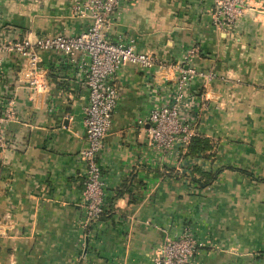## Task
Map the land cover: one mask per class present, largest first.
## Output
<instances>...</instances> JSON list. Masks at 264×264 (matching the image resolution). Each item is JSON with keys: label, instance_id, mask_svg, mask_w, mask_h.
I'll list each match as a JSON object with an SVG mask.
<instances>
[{"label": "crops", "instance_id": "1", "mask_svg": "<svg viewBox=\"0 0 264 264\" xmlns=\"http://www.w3.org/2000/svg\"><path fill=\"white\" fill-rule=\"evenodd\" d=\"M75 1L83 0H0V33L7 41L78 35L90 21L74 16ZM214 1L137 0L118 9L112 42L169 62L199 48L196 67L215 77L192 82L196 99L185 115L212 150L191 158L157 149L147 117L174 83L125 66L101 153L106 209L86 227V60L43 52L50 89L32 98L16 81L23 58H4L0 90L16 99V113L0 149V264H157L166 237L190 226L203 241L194 264H264V0H246L233 33L214 24ZM202 173L217 177L201 187Z\"/></svg>", "mask_w": 264, "mask_h": 264}, {"label": "built area", "instance_id": "2", "mask_svg": "<svg viewBox=\"0 0 264 264\" xmlns=\"http://www.w3.org/2000/svg\"><path fill=\"white\" fill-rule=\"evenodd\" d=\"M135 2L137 0L75 1L72 6L74 16L90 21L89 27L78 35L57 34L35 36L33 40L7 41L0 33V66L6 56L23 58L24 66L18 72L16 81L17 85H25L31 91L32 98L48 93L50 89L47 69L43 66V52L55 51L71 57L81 53L86 60L83 67L89 99L84 108L87 147L82 152L86 165L82 196L85 227L98 221L106 209L107 190L101 153L119 100L118 76L121 70L134 64L155 74L165 73V81L174 83L169 85L168 97L163 102L157 100L147 117L152 144L157 149L172 152H186L196 136V121L185 115L186 109L196 99L190 91L192 82L202 78L207 83L215 77L213 72H204L196 67L198 47L169 62L157 54L139 52L133 44L110 41L108 32L115 23L118 9ZM245 7L246 0H215L214 24L220 30L233 32ZM164 83L162 81L159 86ZM2 94L0 90V109H3L0 115V149L4 150L7 147L4 125L15 116L16 99L5 98ZM202 247L203 241L194 228L184 227L166 237L156 263L194 264L195 256Z\"/></svg>", "mask_w": 264, "mask_h": 264}, {"label": "trees", "instance_id": "3", "mask_svg": "<svg viewBox=\"0 0 264 264\" xmlns=\"http://www.w3.org/2000/svg\"><path fill=\"white\" fill-rule=\"evenodd\" d=\"M212 150V144L209 140L195 136L192 138L191 144L185 154L187 157H195L199 153H207ZM209 156V155H207ZM214 173H202V177L197 179L201 187H208L216 179Z\"/></svg>", "mask_w": 264, "mask_h": 264}, {"label": "rangeland", "instance_id": "4", "mask_svg": "<svg viewBox=\"0 0 264 264\" xmlns=\"http://www.w3.org/2000/svg\"><path fill=\"white\" fill-rule=\"evenodd\" d=\"M231 33H233V32H231ZM195 133H196V136H199V133H198V131H197V129H196V126H195ZM253 194H257V196L259 197L260 191L258 190V188H256V189L252 192V196H253Z\"/></svg>", "mask_w": 264, "mask_h": 264}]
</instances>
